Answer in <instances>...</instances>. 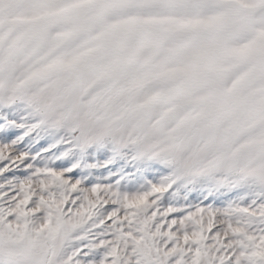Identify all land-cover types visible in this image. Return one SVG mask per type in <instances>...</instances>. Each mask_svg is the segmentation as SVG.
<instances>
[{"label": "snow or ice", "instance_id": "obj_1", "mask_svg": "<svg viewBox=\"0 0 264 264\" xmlns=\"http://www.w3.org/2000/svg\"><path fill=\"white\" fill-rule=\"evenodd\" d=\"M0 264H264V0H0Z\"/></svg>", "mask_w": 264, "mask_h": 264}]
</instances>
